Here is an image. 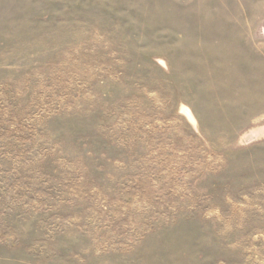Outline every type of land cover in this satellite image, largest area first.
<instances>
[{
  "label": "rangeland",
  "instance_id": "obj_1",
  "mask_svg": "<svg viewBox=\"0 0 264 264\" xmlns=\"http://www.w3.org/2000/svg\"><path fill=\"white\" fill-rule=\"evenodd\" d=\"M0 264H264V0H0Z\"/></svg>",
  "mask_w": 264,
  "mask_h": 264
}]
</instances>
